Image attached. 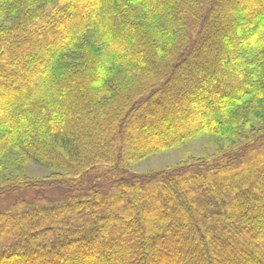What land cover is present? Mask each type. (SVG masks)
<instances>
[{
	"label": "trees",
	"instance_id": "16d2710c",
	"mask_svg": "<svg viewBox=\"0 0 264 264\" xmlns=\"http://www.w3.org/2000/svg\"><path fill=\"white\" fill-rule=\"evenodd\" d=\"M0 264H264V0H0Z\"/></svg>",
	"mask_w": 264,
	"mask_h": 264
},
{
	"label": "rangeland",
	"instance_id": "374dc122",
	"mask_svg": "<svg viewBox=\"0 0 264 264\" xmlns=\"http://www.w3.org/2000/svg\"><path fill=\"white\" fill-rule=\"evenodd\" d=\"M242 31L244 30H237V34L241 36ZM218 39V37L214 38L218 44L222 43L226 45V41ZM211 154H216V147L212 140L207 136H198L196 138L187 139L165 150L150 153L136 160H130L128 162V167L132 172L155 171L175 166L189 159H196ZM22 169L23 173L32 179L46 178L51 174L49 168L30 161L24 162ZM240 174L241 173H238L236 178H238Z\"/></svg>",
	"mask_w": 264,
	"mask_h": 264
}]
</instances>
